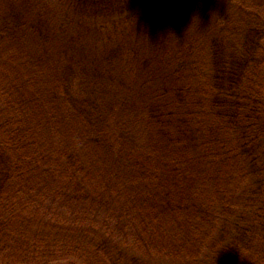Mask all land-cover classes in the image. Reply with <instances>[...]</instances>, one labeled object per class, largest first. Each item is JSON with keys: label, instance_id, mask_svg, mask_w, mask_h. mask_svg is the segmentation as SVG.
Listing matches in <instances>:
<instances>
[{"label": "trees", "instance_id": "trees-1", "mask_svg": "<svg viewBox=\"0 0 264 264\" xmlns=\"http://www.w3.org/2000/svg\"><path fill=\"white\" fill-rule=\"evenodd\" d=\"M0 264H264V0H0Z\"/></svg>", "mask_w": 264, "mask_h": 264}]
</instances>
